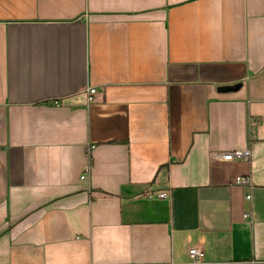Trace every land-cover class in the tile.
<instances>
[{
	"label": "crops",
	"instance_id": "obj_1",
	"mask_svg": "<svg viewBox=\"0 0 264 264\" xmlns=\"http://www.w3.org/2000/svg\"><path fill=\"white\" fill-rule=\"evenodd\" d=\"M191 247L264 264V0H0V264Z\"/></svg>",
	"mask_w": 264,
	"mask_h": 264
},
{
	"label": "built area",
	"instance_id": "obj_2",
	"mask_svg": "<svg viewBox=\"0 0 264 264\" xmlns=\"http://www.w3.org/2000/svg\"><path fill=\"white\" fill-rule=\"evenodd\" d=\"M95 92L94 88H89V94H93ZM91 146L89 147L90 151ZM215 158L232 161V160H249L250 159V151L249 149H236L233 151H227L225 153H220ZM90 172V166L87 167L86 171L81 175V179L85 178V176ZM236 185H246L251 187L249 177H237L235 181ZM160 198H165L166 194H159ZM246 199H250V195H246ZM188 256L190 263L192 264H201L203 263V252L197 247H191L188 250Z\"/></svg>",
	"mask_w": 264,
	"mask_h": 264
}]
</instances>
